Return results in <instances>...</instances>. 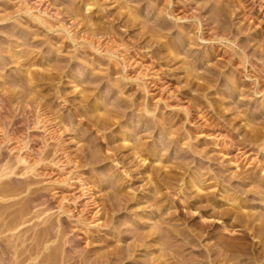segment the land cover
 <instances>
[{"label":"rangeland","instance_id":"rangeland-1","mask_svg":"<svg viewBox=\"0 0 264 264\" xmlns=\"http://www.w3.org/2000/svg\"><path fill=\"white\" fill-rule=\"evenodd\" d=\"M227 1L0 0V264H264V0Z\"/></svg>","mask_w":264,"mask_h":264},{"label":"bare ground","instance_id":"bare-ground-1","mask_svg":"<svg viewBox=\"0 0 264 264\" xmlns=\"http://www.w3.org/2000/svg\"><path fill=\"white\" fill-rule=\"evenodd\" d=\"M216 2H217V0H216ZM219 2V1H218ZM226 2H228L227 0H226ZM229 2H230V0H229ZM84 3H85V7L87 8V10H90V8H91V3H90V0H84ZM242 3V2H241ZM220 4V3H219ZM219 4H218V6H219ZM221 5H223V4H221ZM226 6V5H225ZM225 6H223V7H225ZM230 6V5H229ZM220 7V6H219ZM231 8V7H230ZM175 9V8H174ZM220 9V8H219ZM226 9V8H225ZM166 10H167V8H166ZM217 11V10H216ZM225 11V10H224ZM167 12V11H166ZM175 11L174 10H172V13H174ZM215 12V11H214ZM169 13V12H168ZM226 13V12H225ZM229 13V12H228ZM171 14V13H170ZM219 14V13H218ZM222 14V13H221ZM248 14V13H247ZM138 17H139V15H138ZM222 17V16H221ZM220 18V17H219ZM229 18V17H228ZM181 19V18H180ZM225 19V18H224ZM227 19V18H226ZM228 20V19H227ZM149 21V20H148ZM146 23H148V22H146ZM171 24V23H170ZM222 25V24H221ZM155 26H157V25H154L153 27H155ZM220 26V25H219ZM149 27V26H148ZM163 27V26H162ZM225 27V26H224ZM224 27H222V28H224ZM170 27H167V29H164V28H161L159 31L157 30V32H156V35L158 36V37H161V39H163V42H160V45H161V47H163V48H165V49H167V51L170 53V54H172V53H174V50H176V48L177 47H175V46H173V43L171 42V39H170V37H169V34L168 33H164V32H166L168 29H169ZM220 28V27H219ZM219 28H217V30L219 29ZM148 29V28H147ZM154 29V28H153ZM171 29V28H170ZM212 29V28H211ZM166 30V31H165ZM225 29H223V31H224ZM170 31V30H169ZM168 32V31H167ZM92 33V32H91ZM101 33V32H100ZM217 33H218V31H217ZM223 34H221V36L222 37H225L227 34L225 33V32H222ZM93 34V33H92ZM145 34V33H144ZM237 34V33H236ZM242 34V33H241ZM231 40V39H230ZM151 41V40H150ZM89 44V43H88ZM90 44H93V42H90ZM176 45V44H175ZM178 46V45H177ZM163 50V49H162ZM161 51V50H160ZM239 54V53H238ZM241 55V54H240ZM173 60V59H172ZM187 64V63H186ZM33 71V70H32ZM195 75V74H194ZM198 76V75H197ZM201 76V75H200ZM43 77V76H42ZM200 78V77H199ZM47 79V78H46ZM36 80V79H35ZM29 81V80H28ZM30 88V87H29ZM40 100V99H39ZM89 104V103H88ZM89 114V113H88ZM163 120V119H162ZM104 123V122H103ZM102 124V123H101ZM103 125V124H102ZM109 125V124H108ZM99 127V126H98ZM152 132V131H151ZM256 135V134H255ZM259 135H261V134H259ZM110 138V137H109ZM141 141V140H140ZM157 146V145H156ZM160 147V146H159ZM109 149V148H108ZM136 149V148H135ZM137 150V149H136ZM135 151V150H134ZM141 151V150H140ZM139 151V152H140ZM143 151V150H142ZM244 151V150H243ZM138 152V151H137ZM134 153V152H133ZM144 154V153H143ZM143 154H141V155H143ZM141 157V156H140ZM243 157V156H242ZM138 158H139V156H138ZM151 158V157H150ZM141 159V158H140ZM143 159V158H142ZM158 159V158H157ZM21 160V159H20ZM139 160V159H138ZM146 161V160H145ZM3 162V161H2ZM21 162V161H20ZM9 163V162H8ZM3 164H4V162H3ZM3 164H1V161H0V179H2V178H4V177H6V176H9L10 174L12 175V173H13V168H12V166L10 167L9 165L8 166H6V164L7 163H5V165H3ZM13 166H15V165H13ZM28 167V166H27ZM33 168V167H32ZM25 169H28V168H25ZM145 169V168H144ZM262 169V168H261ZM143 171V170H142ZM152 171V170H151ZM15 173V172H14ZM143 175V174H142ZM155 176V175H154ZM158 176V175H157ZM250 179V178H249ZM251 180V179H250ZM1 181V180H0ZM5 181V180H4ZM157 181V180H156ZM197 183V182H196ZM166 184H168V183H166ZM255 184V183H254ZM6 185V184H5ZM259 186V185H258ZM4 187V186H3ZM2 187V188H3ZM8 188H9V186H7ZM5 188V187H4ZM7 189V188H6ZM1 190V189H0ZM122 194V193H121ZM159 200V199H158ZM158 204V203H157ZM159 207V206H158ZM232 209V208H231ZM158 210V209H157ZM231 211V210H230ZM232 212V211H231ZM236 212V211H235ZM226 213V212H225ZM223 214V213H222ZM227 214V213H226ZM157 215V214H156ZM237 216V215H236ZM233 217V216H232ZM238 218V217H237ZM243 218V217H242ZM236 219V218H235ZM240 219V218H239ZM241 221V220H240ZM46 229V228H45ZM233 230V229H232ZM67 237V236H66ZM105 238V237H104ZM149 242V241H148ZM21 249V248H20ZM97 264L99 263V261L98 262H96Z\"/></svg>","mask_w":264,"mask_h":264}]
</instances>
